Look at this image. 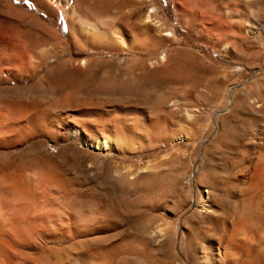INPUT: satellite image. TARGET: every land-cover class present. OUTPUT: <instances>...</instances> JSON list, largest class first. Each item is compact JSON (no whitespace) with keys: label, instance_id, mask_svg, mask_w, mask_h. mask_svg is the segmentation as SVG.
<instances>
[{"label":"rangeland","instance_id":"obj_1","mask_svg":"<svg viewBox=\"0 0 264 264\" xmlns=\"http://www.w3.org/2000/svg\"><path fill=\"white\" fill-rule=\"evenodd\" d=\"M63 122L81 138L61 136ZM98 138L108 146H89ZM262 159L264 0H0V189L3 173L23 174L36 208L24 225L45 227L38 250L13 246L16 264L68 245L53 232L93 215L106 233L86 247L111 263L184 264L243 217L262 229L245 205ZM44 170L64 188L38 212ZM14 215L1 189L0 223Z\"/></svg>","mask_w":264,"mask_h":264},{"label":"bare ground","instance_id":"obj_2","mask_svg":"<svg viewBox=\"0 0 264 264\" xmlns=\"http://www.w3.org/2000/svg\"><path fill=\"white\" fill-rule=\"evenodd\" d=\"M203 1H205V0H200V2H203ZM74 14H75L74 16L77 18V20H79V21L81 20L80 21L81 26L84 27L85 30H86V28H88L89 30H94L93 32L99 30V29H97L96 26L91 24L89 21L82 18L81 14L79 12H75ZM88 29H87V31H88ZM56 51H57V49H56ZM30 52H32V50ZM36 52L38 53V51H36ZM31 54H33V53H31ZM46 54H48V53H46ZM53 54H54V52H53ZM20 55H21L20 56L21 58H20V61L18 64L24 65L26 63V61L30 60L26 57L27 56L26 50L21 51ZM32 56L34 57V54ZM48 56H50V55L48 54ZM48 56H46L43 61H45V59H47ZM42 57H44V56H42ZM51 57H52V53H51ZM34 58H36V55ZM38 58H39V55H38ZM33 60H35V59H33ZM39 60H41V59H39ZM41 63H40V65H41ZM27 64H29V63L27 62ZM27 77H29V76H27ZM58 130H59L61 136L65 137V138H75V137L81 138V136H82L80 134L79 130L76 128H73L70 125V123H68V122H63L62 124L58 125ZM4 135H6V134H4ZM90 145H92L95 148L107 147L108 146V140H106L104 138H102V139L98 138L97 141H95L94 143H89V146ZM43 172L45 173V174L42 173L44 175V179L42 180L43 183L41 184V182H42L41 181L39 185L37 184L38 187L36 189L37 195L35 198L36 199L35 203H36V207H37L38 212L43 210L44 205L46 203H51L50 200L53 199V198L50 199L49 194L48 193L46 194L45 191L46 190L50 191L53 188L61 189L63 187V182H64V181H62V179H60L57 175L53 174L52 172H45V170ZM16 173H19V172L17 171ZM22 175L23 174H14V173L11 174L10 172H9V174H7V173L2 174L1 189L12 198L13 202H15V215H14V221L10 226L7 225V221H3L0 223V264H16L12 255H10V251L13 248V246H15L16 249L19 251H23V250H27V249L38 250L39 248H37V246H36L37 244L35 245L36 239H34V237L35 238L37 237V235L39 234L38 233L39 230H41V232H42L43 229L45 228V227L42 228L43 225L39 226V225L33 224V225H28L29 227H26L24 225L25 221L26 222L29 221L31 215H33L32 212L36 208L33 209V205L31 203V199L29 197L30 194H29V192H28V190L24 184L25 178L23 180ZM24 177H25V175H24ZM248 180L249 181H248V189L247 190L249 191V193H248V196L245 200V205H246V208L249 212L257 213L259 215V216H257L258 222L261 224L262 229L261 230H250V229L243 230L242 228L247 227L248 219H243L244 217L242 216L243 218L237 220V222L233 225L232 231L226 232V230H225L222 234L219 233V235L214 236V238L208 237L209 240L207 241V245L205 247L201 246L200 248L198 247V248H193L192 250H190L189 256L185 259L184 264H264V159H262L260 161V165L257 169H255V172L254 173L252 172L251 176L249 175ZM37 183H39V182H37ZM62 192H64V195L66 198H70L72 196V194L69 193V191L67 192V190L64 191V189H63ZM31 197H33V196H31ZM54 199H56V198H54ZM57 208H59L58 205H57ZM97 211H99V210H97ZM259 211H261V214H259ZM58 214L60 215V213H58ZM91 214L92 213H90V215ZM59 215H58V217L61 216V215L60 216ZM41 216H44V214ZM62 216H63V214H62ZM68 217H70V216L68 215ZM73 217H76V216L73 215ZM83 219H86L85 216ZM62 220L63 219L61 217V221ZM47 221H48V219H47ZM61 221L60 220L58 221L59 224L61 223ZM35 223H37V222H35ZM62 224H60V228L64 225V224L63 225ZM55 225L57 227V224H55ZM67 226H70L69 222H67ZM53 228H54V226H53ZM106 228H107V225L105 223V220L96 218V216H94V215L90 216V222L89 223L87 222V224L75 220V222L73 224V229H74L73 234L70 233V231L69 232H60L61 230L59 229L60 233H58V234L62 235L60 238L57 236V233H55L56 230L51 235V238L55 242H57L58 240H68V245H66L64 247H46V248H44L45 247L44 246L43 247L44 249L40 248L39 254L37 253L38 256H36V258H34L35 256H33L34 259L31 260L26 255L25 259L29 263L30 262H36L37 264H68V262H70L71 260L78 262V261H81L82 259H85L86 261L90 262L89 264H113L109 260L106 259L105 255L103 254L104 249H102L100 247L96 248V249L86 247V245L92 239L94 240L95 237L96 238L98 237L99 239L100 238L103 239V237L106 233ZM50 229L53 230L52 228H50ZM204 237H206V236H204ZM90 238H92V239H90ZM215 238H216V240L219 241V243L218 242L216 243ZM39 239H41V238L39 237ZM46 242H44V243H46ZM40 243H42V242H40ZM138 243H140V242H138ZM193 244H194V242H193ZM60 246H61V244H60ZM117 247H119V246H117ZM145 248H146V246H145ZM36 252H38V251H36ZM36 252H35V254H36ZM24 253H26V252H24ZM133 254H134V252H133ZM23 255H25V254H23ZM22 259H24V257ZM152 261H153V259H152ZM176 261H177V259H176ZM70 263H72V262H70Z\"/></svg>","mask_w":264,"mask_h":264}]
</instances>
